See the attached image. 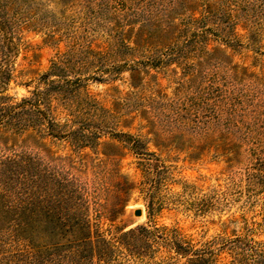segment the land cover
<instances>
[{"label": "rangeland", "instance_id": "374dc122", "mask_svg": "<svg viewBox=\"0 0 264 264\" xmlns=\"http://www.w3.org/2000/svg\"><path fill=\"white\" fill-rule=\"evenodd\" d=\"M0 52L18 98L54 60L82 78L69 97L76 134L17 142L51 174L37 194L83 198L110 236L147 224L197 247L264 239L250 231L264 225V188L247 178L264 159V0H0ZM23 189L0 176L3 194ZM1 212L0 264H33ZM35 226L45 253L73 239Z\"/></svg>", "mask_w": 264, "mask_h": 264}, {"label": "trees", "instance_id": "16d2710c", "mask_svg": "<svg viewBox=\"0 0 264 264\" xmlns=\"http://www.w3.org/2000/svg\"><path fill=\"white\" fill-rule=\"evenodd\" d=\"M143 41L153 44L150 37ZM135 42L141 45L140 41ZM67 70L63 60H54L30 94L18 98L8 92L15 71L10 56L0 52V176L5 181L20 182L24 188L21 194H3L0 190V208L14 241L26 244L33 264H178L172 254L158 258L162 247L184 258L179 264H264V239H256L251 233L236 234L233 238L219 237L200 247L182 241L178 235L168 237L161 233V227L151 228L147 224L110 236L92 224L87 212L89 204L83 198L62 199L52 194H37L40 190L49 192L40 185L50 177L49 169L44 161L18 151L16 146L29 131L28 136L34 134L40 139L69 137L79 131L71 127L75 114L71 112L69 97L79 93L82 78L70 76ZM55 103L68 114L65 122L58 119ZM257 160L247 178L249 184L264 188V159ZM28 182L32 183L31 188L26 185ZM154 211L150 206L148 215L153 216ZM36 222L45 229L53 226L55 234L69 233L73 239L68 244H53L51 252L45 253L32 242ZM263 227L256 225L250 231L264 235ZM155 242L163 244L156 247Z\"/></svg>", "mask_w": 264, "mask_h": 264}, {"label": "water", "instance_id": "95a60500", "mask_svg": "<svg viewBox=\"0 0 264 264\" xmlns=\"http://www.w3.org/2000/svg\"><path fill=\"white\" fill-rule=\"evenodd\" d=\"M135 213L136 215H142L143 211L142 209H137Z\"/></svg>", "mask_w": 264, "mask_h": 264}]
</instances>
